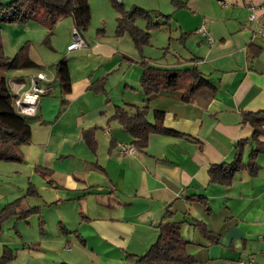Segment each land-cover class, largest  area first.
Wrapping results in <instances>:
<instances>
[{"label": "crops", "instance_id": "crops-1", "mask_svg": "<svg viewBox=\"0 0 264 264\" xmlns=\"http://www.w3.org/2000/svg\"><path fill=\"white\" fill-rule=\"evenodd\" d=\"M263 1L153 0L145 10L168 17L180 47L174 59L155 64L138 60L133 49L84 38L85 48L68 52L74 55L68 64V93L55 73L27 76L44 73L47 78L19 163L38 195L34 215L45 225L42 210H56L62 232L82 246L89 264H132L128 256L146 254L162 222L181 223L180 237L197 264H264V148L254 159L253 174L243 169L228 185L211 182L208 175L210 166L230 164L237 143L250 139L252 128L242 124V112L264 110V9L255 8V20H248L250 7ZM73 29L71 18H65L54 29L53 45L58 48L59 40L64 51ZM14 43L21 47V41ZM252 46L253 53L259 52L250 63ZM144 65L195 69L208 86L188 101L181 100V92L147 101L140 88ZM100 82L101 92L90 89ZM25 83L10 81L11 94L20 86L18 92L27 91ZM125 105L163 111L164 126L184 136L152 134L146 148L138 150L131 135L109 120L115 107ZM92 128L95 152L82 137ZM259 141L264 144V134ZM130 145L136 152L121 155L120 146ZM251 148L249 143L244 147V163ZM194 221L214 237H204Z\"/></svg>", "mask_w": 264, "mask_h": 264}, {"label": "trees", "instance_id": "trees-1", "mask_svg": "<svg viewBox=\"0 0 264 264\" xmlns=\"http://www.w3.org/2000/svg\"><path fill=\"white\" fill-rule=\"evenodd\" d=\"M112 6L118 12L116 19V35L128 34L137 50H141L149 43V31L160 28L161 24L155 23L149 16V11L139 7H133L126 11L120 2L110 0ZM71 18L73 28L82 37L87 30L91 10L88 0H12L7 4L0 3V24L3 23H26L37 21L48 28V40L57 22ZM168 18V17H166ZM146 22V29L137 27L136 21ZM255 47L248 48V61L251 63L257 51ZM256 52V53H255ZM39 67L28 54V46H21L13 58L4 55L2 49V37L0 28V161H22L21 147L27 145L31 136V117L18 114L14 108L15 96L11 94L3 71L21 70ZM55 77L64 93L70 91V78L68 65L65 59L54 65ZM103 82L90 87L95 92H101ZM208 86V82L200 76L195 69H161L144 65L140 79V88L147 101L155 96L169 92H181V100L188 101L190 95L196 90ZM152 115L150 121L149 115ZM110 121L117 122L127 131L133 145L140 151L147 146L148 137L152 134L170 137H183L184 135L167 129L164 126V112L159 110L150 111L148 106L125 105L115 107ZM242 124L252 128L249 140H241L236 145V155L230 164L212 165L208 169L210 181L222 185H228L239 171L245 169L251 174L257 166L254 163L256 155L263 151L264 144L259 138L264 134V110L259 112H242ZM95 128L83 131L82 137L87 146L95 152ZM250 144L251 151L249 161L244 163L242 156L246 144ZM28 195H37L34 187L27 190ZM22 199L6 205L0 215V221L10 217L27 220L31 215L38 213L37 207L21 208ZM42 225V223H40ZM180 224L177 222H162L158 225L159 234L157 241L150 247L146 254L140 257L128 256L132 264H197L195 258L186 252L187 242L180 237ZM192 226L204 237L211 238L214 235L208 231L202 222L194 221ZM42 227V226H40ZM15 258V253L4 247L0 253V264H10Z\"/></svg>", "mask_w": 264, "mask_h": 264}, {"label": "rangeland", "instance_id": "rangeland-1", "mask_svg": "<svg viewBox=\"0 0 264 264\" xmlns=\"http://www.w3.org/2000/svg\"><path fill=\"white\" fill-rule=\"evenodd\" d=\"M11 1L0 0V3L7 4ZM150 1L153 0H123L122 6L126 11H130L136 6L145 10L149 8ZM88 3L91 10V19L87 30L82 34L83 39L91 38L93 40L109 42L122 50L133 49L136 52L138 60L144 57L155 64L163 63L165 59L169 61L174 59V50L176 48L180 49L176 41L174 28L172 25L171 27L168 25L165 15L149 11L151 20L161 24V26L149 31V43L139 51L128 34L122 36L116 35L118 12L112 6L110 0H88ZM64 20L62 19L56 23L53 28V35L50 36L49 40L48 28L37 21L23 23L27 24L26 26L21 23L0 24L4 55L13 58L17 49H19V47L14 46V42L16 40L21 41V46L27 44L29 57L39 66L37 68L3 71L8 86L10 85V81H21L26 82L25 88H28L29 84L25 79H27L28 75L35 74L37 71L54 74V65L50 63L52 59L56 58L54 62L65 59L67 65L71 63L74 55L68 53L67 45L63 51L61 50L59 40L57 44L58 48L52 42L53 38L56 37L54 29ZM136 25L142 30L146 29V22L139 19L136 21ZM112 77V79L116 78L117 74ZM111 83L112 80L109 84L111 85ZM245 157L247 158V155ZM20 167L18 162L0 161V215L6 205L20 198L23 201L21 208L33 207L38 204V195L27 196V190L30 186L27 183V174ZM55 212L56 210L54 209L50 210V212L48 209L42 210L41 215L45 220V225L40 224L38 215L31 216L27 221L17 219L16 217L0 221V253L4 247L15 253V258L10 264L90 263L81 250L82 246L79 243L77 244L75 239L69 238L68 235L62 232L61 226L55 217ZM47 214L50 215L46 220ZM40 226H42L44 232L41 231ZM186 229L190 230L189 227ZM184 234L185 232L182 236L187 238ZM87 249L89 248L87 247ZM192 249L196 248L188 246L189 251Z\"/></svg>", "mask_w": 264, "mask_h": 264}, {"label": "built area", "instance_id": "built-area-1", "mask_svg": "<svg viewBox=\"0 0 264 264\" xmlns=\"http://www.w3.org/2000/svg\"><path fill=\"white\" fill-rule=\"evenodd\" d=\"M117 2H121V0H116ZM255 8H261L264 9V1L262 5L258 7H250V10L252 13L248 17L249 21L255 20ZM261 27L264 28V19L261 22ZM200 33L204 34L203 27L199 30ZM208 42H211L210 38H207ZM86 44L83 40V38L77 33L75 29H73L72 32V42L67 46V51H76L85 48ZM47 82L46 75L44 73L38 74L37 76H31L27 78V83L29 84V87L27 91L20 93L18 90L21 88H18L15 93V99L13 101L14 108L16 112L22 116L26 117H32L36 113V109L38 106V102L41 96H43L46 93V87L45 83ZM121 155H133L136 152V148L132 145L130 146H120L119 150ZM248 264H256L252 260L249 261Z\"/></svg>", "mask_w": 264, "mask_h": 264}]
</instances>
